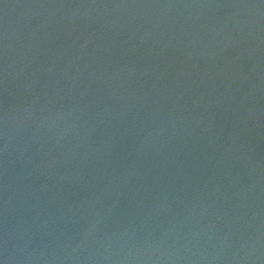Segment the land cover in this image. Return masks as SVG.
Here are the masks:
<instances>
[{
	"label": "water",
	"instance_id": "obj_1",
	"mask_svg": "<svg viewBox=\"0 0 264 264\" xmlns=\"http://www.w3.org/2000/svg\"><path fill=\"white\" fill-rule=\"evenodd\" d=\"M0 94L108 133L264 226V0H0Z\"/></svg>",
	"mask_w": 264,
	"mask_h": 264
}]
</instances>
